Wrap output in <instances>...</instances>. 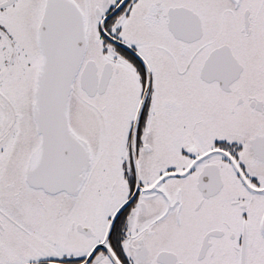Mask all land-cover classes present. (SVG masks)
<instances>
[{"label":"snow or ice","instance_id":"6c2138e0","mask_svg":"<svg viewBox=\"0 0 264 264\" xmlns=\"http://www.w3.org/2000/svg\"><path fill=\"white\" fill-rule=\"evenodd\" d=\"M0 264H264V0H0Z\"/></svg>","mask_w":264,"mask_h":264}]
</instances>
